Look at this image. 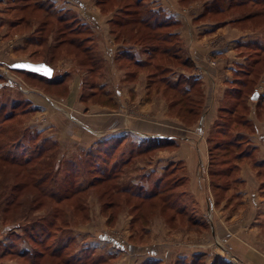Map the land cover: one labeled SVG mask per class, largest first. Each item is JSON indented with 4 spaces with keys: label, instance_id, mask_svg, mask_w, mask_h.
<instances>
[{
    "label": "trees",
    "instance_id": "obj_1",
    "mask_svg": "<svg viewBox=\"0 0 264 264\" xmlns=\"http://www.w3.org/2000/svg\"><path fill=\"white\" fill-rule=\"evenodd\" d=\"M194 1L178 0V3L187 5ZM96 3L102 9L109 6L116 11L108 20L109 34L115 41L121 44V47L130 46L137 49L138 54L144 56V59H137L133 51L128 52L124 47L114 57L119 69L125 72V83L136 82L139 75L144 73L147 87L155 90L161 98L165 97L168 115L178 119L186 127L196 125L198 128L206 107L202 82L192 75L181 74L176 80L171 76L175 73L174 67L188 73L196 67L195 61L186 55L183 40L177 32L181 25L180 22L175 16H167L159 6L151 8L148 5L149 0H97ZM116 4H121V6H115ZM204 7L196 21H212L215 28L225 24L237 25L264 19V0H205ZM244 8L249 11L243 10ZM240 10L246 13L234 15L237 18L230 16L232 18L228 22L224 20L225 16ZM1 14H3V21L0 25L6 26L7 30L5 39H10L15 35L22 36L23 49L29 54L32 62L46 63L53 69L60 59L67 58L71 62L67 71L55 72L50 79L27 72L26 77L30 81V87L38 88L35 86L36 83L46 88L62 89L61 92L64 91L62 93L66 95L69 82L72 81L71 75L75 74L80 79L79 100L81 103L87 107L92 103L101 102H104L106 106H113L111 93L104 84L108 73L106 61L100 52L98 37L93 32L94 22L90 19L91 16H83L84 20L73 9L56 8L52 0H6L2 5ZM37 34L41 36L38 37ZM237 49L241 51L240 55L245 57L244 63L237 64L232 71L231 79L227 81L228 87L217 109L216 119L206 136L207 171L211 189L213 194L218 191L222 193L217 196L214 194V197H217L216 201L226 199L227 202H231L235 199V191L231 190L238 189L240 180L238 175L237 178L233 177L247 161H251L252 167L259 169L264 165V159L259 160L257 156L253 159L252 156L253 152H259L258 147L249 139L251 130L252 133L258 134L255 120H250L247 116L241 121L235 119L238 107L243 103L245 105L243 90L252 80L259 78L256 72L259 68L262 69L260 61L264 55V40L260 41L257 38L249 40L240 43ZM240 55L238 56L241 57ZM10 65H8V70L15 74L17 71L11 70ZM253 92L254 90L248 96L249 100ZM36 110L37 108L25 97L24 90L16 81L5 79L3 75H0V162L22 170L15 175L16 178H36L39 173L40 176L37 178H43V175H48L50 172L60 173L61 171L65 172L66 177L71 173L69 168H72V175L92 178L85 187L91 189L94 186L98 187V185L122 178L125 169L146 156L162 150L169 152L177 150L182 142V139L176 137L149 136L135 140L136 136L123 135L101 141L95 149L80 151L75 156L63 160L57 141L29 127L28 121ZM231 122L235 129H240L236 130L233 135L231 133L227 142L217 141L220 136L228 137L226 134L230 130ZM261 138L264 139V134ZM243 146L251 147L252 152L243 149ZM221 153H224L225 157L223 162L218 163L217 157ZM50 160L53 161V169H51ZM34 161L38 164L37 166H34ZM136 166L132 174L138 172L139 178H153L158 174V172H152L148 173L149 175H141L144 168ZM142 166L145 167V165ZM163 170L167 177H174L170 185L169 178H165L164 175L165 177L158 178L151 193L144 194L143 190L141 192L131 191L127 184H119L115 193L122 194L128 199L140 200L141 203L134 205L133 208L135 209L133 219L136 222L145 220L143 216L139 217L147 213L143 203L158 200L163 205L161 211H169L168 218L164 219V222L181 227L185 225V229L189 232H203L207 229L211 216L209 209L208 211L202 209L197 199L189 193V175L184 163L170 161ZM35 172L37 174H34ZM130 175L128 178H132ZM220 177L231 180L233 187L225 182H215ZM78 191H81L80 186ZM49 195L56 201L69 197H62L59 191L50 192ZM113 195L112 188L108 185L104 196L110 199L107 202V208L112 212L117 208ZM47 209L49 207L46 208V212L52 211ZM150 219L146 220L149 222ZM33 226L35 230L29 235L36 239L28 238V240L32 241L31 244L38 243L40 247H43L42 252L34 249L32 253L15 252L16 256L27 259L30 264H38V260L47 255L48 258L57 259L64 264H86V262H81V256H76L75 261H72L71 258L75 255H68L71 242L68 238L63 240L62 237L60 240L63 244L52 250L51 246H45L46 241L49 240L50 232H47L50 231L49 223H47L46 230L36 224ZM6 227L14 229L16 225L10 222ZM68 229L63 227L62 235L66 234ZM41 233L45 234V238H38ZM192 259V264H232L219 258L205 262V256L202 254H196ZM96 261H98L96 264H104L101 260ZM107 263L105 261V264ZM153 263L156 262H151Z\"/></svg>",
    "mask_w": 264,
    "mask_h": 264
},
{
    "label": "rangeland",
    "instance_id": "obj_2",
    "mask_svg": "<svg viewBox=\"0 0 264 264\" xmlns=\"http://www.w3.org/2000/svg\"><path fill=\"white\" fill-rule=\"evenodd\" d=\"M96 1L97 0H73L71 2L72 3L71 5L70 3H67L65 4V6H71L74 9V11L77 13V15L79 14L81 18L84 20L85 18L83 17L84 15L82 14L86 12L87 9H89L90 12H92L93 14L103 17L104 20L106 17L111 18L113 16V13L116 12L114 11L113 8L109 6L102 9L97 5ZM195 3H197V5L194 6L193 4ZM204 3L205 0H199V1L195 0L191 4L182 5L179 4L177 0V4H178V6L176 7V9L178 10L177 13L174 12L175 10L172 11L169 8H166V11L164 8L163 10L165 11L167 16H171L167 12L168 10L171 11V14H173L172 16H175V18L177 19L181 15H187L189 12H192L191 9L193 8L192 10H194L195 7L197 10H199L203 6V8L200 9V11L201 10L203 11L205 8ZM148 5L151 8L156 7L153 4H148ZM115 6H121V4H116ZM65 8L68 9V7ZM243 10L249 11L245 8ZM243 10H240L239 12H232L231 15L225 16L224 20L228 22V20L232 18L230 16L237 18V16L234 15L240 13L241 14L246 13V11ZM192 13L193 14L191 13L190 14L193 16L196 14L194 12ZM1 15L3 16V14ZM7 18H11V17H7ZM195 23L197 24L206 23V25H210L212 26V28H215L214 22L212 21L199 20V21H195ZM107 26L109 29L110 26L108 22H107ZM210 26L209 29H211ZM220 27H222L223 30L225 29L226 30L225 33H228V35L232 38L233 44L231 45L233 49H236L235 47L238 42L245 43L248 42L249 40H253L256 38L260 39V41L264 40V19L261 20L259 19L256 21L255 20L248 21L246 23H241V24L238 23L237 25L225 24ZM100 31H101L100 33L103 32L102 27H100ZM93 32H95V27H93ZM36 36L39 37L41 35L37 34ZM44 36H46L45 33ZM109 36L112 38L111 42L118 43L110 34ZM224 38L225 37H221V39L220 38L209 39V41L207 40L206 46L211 47L210 45H215V43L218 41L221 43L224 41ZM210 40L212 41V43L208 44ZM99 41L101 40H98V42ZM11 44L12 43L10 42V46H12ZM105 48H106V42L103 43L102 49L108 62L107 66L109 67V71L112 68L113 69L112 71L114 72L115 65L112 64L113 62L112 57L111 54H109L111 51L108 49L106 51ZM100 52L103 53L102 51ZM240 52L241 51L238 49L234 50L232 55L235 54V58H237L239 57L238 55L241 54ZM240 56H241L239 57L241 60L240 62L244 63L245 57H243L242 55ZM58 61H59L58 67L60 68H63L64 66H66L67 63L70 62V60L67 58L60 59ZM211 61L213 62L212 65H210ZM260 63H261L260 67H262V69L259 68V70H257L256 72V74H259V76L256 75L259 78L257 80H252L251 83L247 85L246 89L243 90L245 105L244 103L243 105L241 104V106L238 107L237 113L235 115L236 121L237 120L241 121L244 118H246V116L250 120H255V123L257 124L258 135H256L257 133H252L251 130L249 139L256 147H259L260 149L263 148L261 153L253 152L252 155L253 159H255V157L257 156L259 160L264 159V142L262 141L264 139L261 138V135L264 134V55L261 57ZM115 64L119 68L118 63L115 62ZM208 65L210 67H214L216 65L215 60L213 61L211 59ZM229 67L230 68H228V70L226 69L225 71L227 72V74H229L230 72L229 69H231V66ZM174 68L175 70L179 69L176 67ZM15 74H16L15 75L16 78L12 76L11 78L8 79L18 80L20 84L25 88H29L34 91L35 89L41 90L48 96L53 95L55 93L58 94V95L55 94L56 97L65 96L62 93L64 91L61 92L62 89H55L53 87L46 88L44 86H39L36 83L35 86H38V88L30 87L29 86L30 81L27 80L26 77L28 76L27 72L17 71L15 72ZM171 76L173 75L171 74ZM177 77L178 75L175 76V78ZM75 81L76 84L74 86H77L78 80L75 79ZM145 81L147 84V80ZM111 82L108 83L109 89L113 90L112 88L113 86ZM253 90H254L253 94L255 92L259 94V97L256 101L249 100L248 98V96ZM119 91L120 90L115 91V94L120 95ZM47 95H45L46 96L45 100L47 101V105L50 106L52 110L54 109L55 111L59 112L61 115L66 116L68 121L71 122L72 124L74 123L76 126L82 125L81 123H79L78 120H76L77 116L74 114V113L78 114V112H75V110L72 111L69 108L68 109L65 108L64 102L50 99V97L47 98L48 97ZM163 101L165 102L164 105L167 106L165 97H163ZM139 102L141 106H145L146 104L150 103L153 105L154 109L155 108L159 109L160 106L159 101L157 102L155 98L153 100L139 99ZM132 103H135V101ZM136 103H138V101ZM92 105L106 106L104 102L97 104L92 103ZM213 108L214 107L212 106V109ZM130 109L133 111L132 114V111L130 110V115L132 114L133 117L144 118L142 117V114H145V112H140L139 115L136 112L135 106ZM147 117L149 118L147 120L150 121L156 120V119H150L151 117H153V115H149ZM20 122L22 121L20 120ZM178 127L183 128L180 125ZM239 129H235L234 125H232L231 122L230 130L228 131V134H226L228 137L223 138L220 136L219 140L217 141L221 143L227 142V140H229L230 134L232 133L233 135L236 132V130ZM31 130H37V128L32 127ZM87 130L90 131L89 129ZM37 131L39 132V130ZM178 133L180 134L181 132ZM49 135L52 137L53 140L57 141L61 153V159L63 160L75 156L78 150L80 152L82 151V149L84 150L88 149V146L86 144V145H82L86 147L77 148V150L74 151L76 148L73 147L71 143L62 142V140L61 142H59L58 139L56 138L54 139V137L59 136L58 132L51 131ZM187 135L189 137L197 136V134L194 131H189ZM69 136H71V134H69ZM200 137H202L200 138L201 140H204L205 135L200 134ZM244 148L247 151L252 152L251 147L243 146V149ZM162 151L169 152L168 150H162ZM159 152H156L155 154H152L150 156H146L144 157V159L134 164L132 163L133 165L131 164L127 169L123 171L122 178L112 180L111 182H108L107 184L104 185L103 184L98 185V187L94 186L91 189L90 188L86 189L85 187L86 184L89 182V180H91L92 178L89 177L83 178L84 175L83 176L72 175L73 174L72 168H69V171L71 173L66 177H65V172L61 171L60 173L50 172L48 175H43V178H37L40 176V173L36 178H29V177L16 178L15 175L19 174L22 170H20L18 167L16 169L15 167H12L9 164H3L0 162V264H30L27 259L16 256L15 252L20 253L27 251L29 253H32L34 249L39 250V252L40 251L42 252L43 247H40L38 243L31 244L32 241L28 240V238H31V240L36 239L35 237L32 236L30 237L29 235L33 230H35L33 224L39 225L43 227L44 230H46L47 223H49L50 225L49 226L50 231L47 232L50 233L48 234L49 240L46 241L45 246H51L50 249L52 250L54 247L63 244V241H61L62 237L64 238L63 240H66L68 238L69 240H71V242L69 243L70 246L68 249V255L69 254L71 255L73 254V256L75 255L73 258H71L73 262L75 261L76 256H81L80 259L81 262L83 263L86 262V264H90L92 262L93 264H96L98 262L96 260H101L104 262V264L105 261L108 262L107 264H144L143 262L145 261H147L145 264H151V262H156L153 264H192L193 257H191V255L189 256L185 255V252L182 251V249L185 247H182L183 245L181 244V242L183 241L185 242L189 240L188 235L192 232L187 231L185 229L186 228L185 225L181 227L176 224H170L171 225L170 226L169 224L164 222V219L167 220L168 218L169 211L167 210L163 212L161 211L163 205L160 201L156 200L153 202L151 200L144 202L143 206L145 207L147 213L145 215H140L139 217L143 216V219L145 220L136 222L135 219H133V217L135 216L134 215L135 209L133 208L134 205L141 203L140 200L137 198L128 199L126 196L122 194L117 195L118 193H115V190L119 186V184H127L129 189L134 192H141L143 190L142 192L144 194L151 193V191L154 190L157 184L156 182L158 181V178L162 176L163 177L166 176L165 178H169L168 182L170 185L171 184L170 182L171 180H173L174 177L172 176L167 177V175H165V171L163 170L164 167L161 169V173H158L157 176H154L153 178H139L140 175H137L139 174L138 172L132 174V172L135 171L136 165H137L136 167L138 168L139 167L144 168L142 169V171L154 167L153 169H149L148 171L141 173V175H149L148 173L157 172L156 168L159 167H157V163H155V157L158 156ZM224 157H225L224 153H221L217 157L218 163L223 162ZM148 160L150 161L147 162ZM50 162L52 167L51 169H53V161L50 160ZM33 164L34 166L38 165L35 161L33 162ZM63 164L66 163L63 162ZM232 164H230V166H232ZM245 164H247L250 167L253 175L255 174L256 178H264V165L261 166L263 168L259 169V168H255L254 166L253 168L252 167L253 164L251 161H247V163ZM142 165H145V167H143ZM34 174H37V172H35ZM240 174H242V172L238 171V173H236V175H234L233 178H237V175L238 178H240ZM129 175L130 177L132 176V178H128ZM135 176L138 177L135 178ZM103 180H107V179L104 178ZM215 182H219V183L225 182L228 183L229 185L231 184V187H233L234 185L232 184L231 180L229 181V179H225L223 177L222 178L220 177V179L215 180ZM108 185L112 188V192L114 193L113 201L116 203L117 206V208H115L113 212L107 208V202H109L110 199H107V197L104 196V192L106 190V187H108ZM79 186L81 191L77 192ZM130 190L129 192H131ZM236 190L237 189L234 190L233 188L231 191L234 192ZM58 191L62 194V197H68V196L69 197L66 199L63 198L64 200L60 199V201H56L50 198L49 195L50 192H58ZM220 193L221 192L219 191L216 194L214 192L216 196L217 194L219 195ZM216 200L217 197H215V201ZM48 207L49 209L47 210H52L50 213L46 212V208ZM148 207L149 209H147ZM149 218L151 219L148 222V220L146 219ZM10 222L15 223L16 227L14 229H12L11 227H6V225ZM63 227L70 229V230L69 229L66 230V234L64 235H62V232H64L62 231ZM44 236L45 234L41 233L38 236V238H45ZM212 242L214 249L219 251V248H221L220 242L214 240ZM47 256H44V258L38 260V264H55L56 262H58L59 264H64L62 261H59L57 259L53 260L48 258ZM99 256H103V257H99ZM229 261L232 264H234V261L238 263V260L233 257H231Z\"/></svg>",
    "mask_w": 264,
    "mask_h": 264
},
{
    "label": "crops",
    "instance_id": "obj_3",
    "mask_svg": "<svg viewBox=\"0 0 264 264\" xmlns=\"http://www.w3.org/2000/svg\"><path fill=\"white\" fill-rule=\"evenodd\" d=\"M5 1L0 0V24L3 21L1 9ZM52 1L58 9H64L65 7L73 9L71 6H65L67 3L71 5L73 0ZM150 4L159 6L162 9L169 8L172 11L175 10V13L178 12L176 9L178 6L177 0H150ZM193 5H197V3ZM202 8L203 6L200 9ZM192 9L191 11L196 13L194 16L191 15L193 14L192 12H189L187 15H181L177 18L181 24L177 32L183 40L186 55L195 61L196 67L191 73L180 69L178 71L174 70L175 73H172V78L176 79L175 76L181 74L187 76L192 75L202 82L203 91L206 96V107L198 128L196 125L187 128L178 119L168 115L167 106L164 105L163 98L158 96L155 90L147 87L144 73L139 75L136 82L125 83V72L116 66L114 57L124 47L128 52L133 51L137 55V59H144V56L139 55L138 50L135 48H131L130 46L121 47V44L111 42L112 38L109 36L107 26L110 18L106 17L107 19L105 18L104 20L103 17L90 12L89 9L83 14L84 16L92 17L90 19L94 22L95 34L98 40H101L98 42L100 51L103 52L102 46L106 42L105 49L106 51L107 49L111 51L109 54L112 57V64L115 65L114 72L112 68L109 71V67L107 66L108 62L103 52L102 56L106 61V68H108V74L104 84H106L109 93H111L112 107L99 105H90L87 107L81 103L79 100L80 79L75 74L71 75L72 81L69 82L68 93L64 97H56L55 94L48 96L41 90L35 89L34 91L23 87L18 80L14 79L16 78V74L7 71L8 65L20 61H32L30 60L29 54L23 49L22 36L15 35L10 39H5L7 32L6 26L1 25L0 75H3L5 79L13 76L14 81L24 90L25 97L37 108L35 114L28 121L29 127H36L39 132L51 139L52 137L49 133L51 131L58 132L59 136L54 137V139H58L59 142L62 140V142L71 143L76 148L74 151L77 148L86 147L82 146L86 144L88 149L85 150L95 149L99 142L123 135L136 136L134 138L135 140L149 136L176 137L182 139L177 150L158 153V156L155 157V163H157V167L159 168H156V171L161 173V169L170 161H181L184 163L189 175V193L197 199L202 209L207 211L209 209L208 212L211 216V222L208 223L207 229L201 233L192 232L188 235V241L181 242L182 247H185L182 251L185 252L186 256L191 255V257L196 254H202L205 256V262H209L213 258L230 262V258L233 257L238 260V264H264V178H256L247 164L242 165L240 170L242 174H240L239 178V187L235 191V199L227 202L226 199L215 201L210 178L207 174L208 154L206 136L209 128L216 119L217 109L228 87L227 81L231 79L232 71L236 65L241 63L239 57L235 58V54L232 55L240 43L238 42L235 47L236 49H233L231 45L233 44L232 38L228 33H225V29L223 30L222 27L212 28V26L206 25V23H195L196 19L201 15L202 10H197L196 7L194 10ZM209 26L211 29H209ZM100 27L103 28L102 33H100ZM221 37H225L223 42L220 43L218 41L215 45H210L211 47L206 46L207 40L209 41V39L213 38L221 39ZM10 42L12 46H10ZM210 43H212L211 40L208 44ZM211 59L213 61L215 60L216 67H210L208 65ZM58 63L59 61H57L53 69L55 72L67 71L71 66V62H69L66 66L60 68L58 67ZM228 65L231 66L229 74L225 72L226 69L228 70L230 68ZM75 79L78 80L77 86H74L76 84ZM109 82L112 83L113 90L109 89ZM117 90H120V95L115 94ZM45 95L48 96L47 98L50 97V99L64 102L65 108L78 112V114H74L77 116L76 120L82 125L76 126L74 123L69 122L66 116L61 115L54 109L52 110L47 105ZM154 98L160 103L159 109H154L150 103L145 106L140 105L139 99L153 100ZM134 101L135 103H132ZM137 101L138 103H136ZM134 106L137 114L140 115V112H145V114H142L144 118L133 117V111L130 108ZM212 106L214 107L213 109ZM130 110L132 111L131 115ZM149 115H153L150 119H156L157 121L147 120L149 119L147 117ZM179 125L183 128L178 127ZM189 131H194L197 136L189 137L187 135ZM178 132L181 133L179 134ZM200 134L205 135L204 140L200 139L202 138ZM258 149L260 153L263 150V148L260 149L259 147ZM153 168L143 170V173ZM213 240L220 242L221 248H219V251L214 249L212 245Z\"/></svg>",
    "mask_w": 264,
    "mask_h": 264
},
{
    "label": "water",
    "instance_id": "obj_4",
    "mask_svg": "<svg viewBox=\"0 0 264 264\" xmlns=\"http://www.w3.org/2000/svg\"><path fill=\"white\" fill-rule=\"evenodd\" d=\"M10 69L13 71H22V72L37 74L48 79L52 78L54 74L53 68H51L46 63H42V62L41 63H32L28 61L15 62L10 65ZM258 97L259 94L255 92L252 95L251 100L256 101Z\"/></svg>",
    "mask_w": 264,
    "mask_h": 264
},
{
    "label": "built area",
    "instance_id": "obj_5",
    "mask_svg": "<svg viewBox=\"0 0 264 264\" xmlns=\"http://www.w3.org/2000/svg\"><path fill=\"white\" fill-rule=\"evenodd\" d=\"M165 11H166V9H165ZM170 15H173V14H171V11H167ZM213 64V62H211V64L210 65H212ZM234 264H238L236 261H234Z\"/></svg>",
    "mask_w": 264,
    "mask_h": 264
}]
</instances>
